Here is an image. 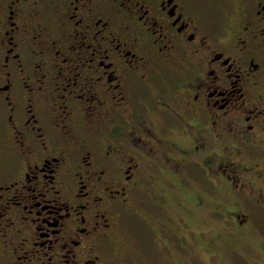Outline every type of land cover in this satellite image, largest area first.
I'll use <instances>...</instances> for the list:
<instances>
[{
	"label": "flooded vegetation",
	"instance_id": "flooded-vegetation-1",
	"mask_svg": "<svg viewBox=\"0 0 264 264\" xmlns=\"http://www.w3.org/2000/svg\"><path fill=\"white\" fill-rule=\"evenodd\" d=\"M201 244L264 264V0H0V264Z\"/></svg>",
	"mask_w": 264,
	"mask_h": 264
},
{
	"label": "rangeland",
	"instance_id": "rangeland-1",
	"mask_svg": "<svg viewBox=\"0 0 264 264\" xmlns=\"http://www.w3.org/2000/svg\"><path fill=\"white\" fill-rule=\"evenodd\" d=\"M143 226L147 227L143 223L141 224V222L137 220V217L135 215L130 216L129 219L127 220L126 231H128V235L130 236L132 241L135 243H137L138 235L141 234L144 238L141 245L148 252V255H151V254L155 255L156 250L153 248L155 243L152 240L151 234L145 235L144 233H141V229L143 228ZM198 238L200 242H204L207 239V234L198 235ZM200 246L201 247L198 248V245H197L196 248L194 249L196 257L198 258L194 262H192L194 264H248L250 263V260H251L249 257L253 255V252L251 250H245L241 246H238L239 247L238 251L229 253L225 257V259L224 258L222 259V261L219 256H218L219 258L216 260L215 259L210 260V258L213 257L214 254L218 251L215 249L214 246L213 247H206V246L203 247V244H201ZM254 246H256L255 248L256 252H259V250H261L259 247H257V244H254ZM158 248H161V246H159ZM249 252L251 254H249ZM219 254L220 252H218V255ZM148 259H150L149 256H148ZM154 259H155V256H154ZM154 259L151 258L152 261Z\"/></svg>",
	"mask_w": 264,
	"mask_h": 264
},
{
	"label": "bare ground",
	"instance_id": "bare-ground-1",
	"mask_svg": "<svg viewBox=\"0 0 264 264\" xmlns=\"http://www.w3.org/2000/svg\"><path fill=\"white\" fill-rule=\"evenodd\" d=\"M196 199H198L197 197H196ZM199 200V199H198ZM196 203V202H195Z\"/></svg>",
	"mask_w": 264,
	"mask_h": 264
}]
</instances>
